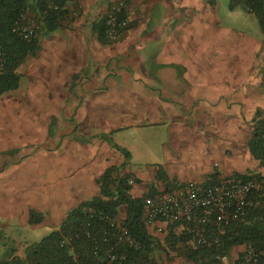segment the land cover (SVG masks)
<instances>
[{"label": "crops", "instance_id": "obj_1", "mask_svg": "<svg viewBox=\"0 0 264 264\" xmlns=\"http://www.w3.org/2000/svg\"><path fill=\"white\" fill-rule=\"evenodd\" d=\"M116 1L119 0L69 2L65 25L46 32V37L40 39L37 75L43 83L55 85L54 99L68 100L69 108L79 116L101 117V126H108L107 118L111 117L118 122L123 114L146 117L141 123L169 124L179 135L171 158L175 164L160 167L155 178L135 176L122 167L125 154L106 141L101 146L107 159H89L93 170L99 168L95 175L76 172L75 164L80 159H54V170L63 162L72 169L61 173L66 180L56 188L54 204L44 208V219L57 221L53 230L82 201L100 194L97 179L112 166L130 176L133 197L169 191L189 181L207 183L214 175H264V167L248 147L255 113L259 108L264 110V45L247 43V35L241 34L246 38H241L240 46L231 41L216 46L215 58H208L204 29H198L191 41L192 30L163 26L166 15L177 11L179 3L191 0H123V16L129 27L118 41L112 42L104 21ZM189 52L196 58L190 59ZM254 68H262V72L255 73ZM119 108L123 111L117 112ZM178 159H183L184 164ZM48 165L49 161L44 162V168L50 170ZM160 170L167 174L169 182L159 178ZM29 213L30 210L26 222ZM120 216L124 220L126 210L122 215L121 208ZM170 227L176 234L185 230L179 225L164 226L162 230L159 225L147 228L163 242ZM246 251V245L234 247L227 264H238Z\"/></svg>", "mask_w": 264, "mask_h": 264}, {"label": "rangeland", "instance_id": "obj_2", "mask_svg": "<svg viewBox=\"0 0 264 264\" xmlns=\"http://www.w3.org/2000/svg\"><path fill=\"white\" fill-rule=\"evenodd\" d=\"M195 1L179 3L177 11L166 15L163 26L192 30L191 41L198 29H204L208 58H215L216 46L230 41L240 46L241 38L245 37L241 34L247 35V43L264 45V30L258 16L244 6L232 8L231 0ZM28 16L34 18L31 14ZM45 33L42 30L39 39L45 38ZM187 55L190 59L196 58L191 52ZM258 55L260 59L261 54ZM37 63L38 58H29L20 68L19 88L0 96V259H9L13 255L25 258L29 245L41 241L53 231L55 219H44L42 223L33 225L26 222L25 217L32 208L46 216L45 206L54 204L56 188L66 180L61 173L66 174L65 169H72L63 162L54 170V159H80L75 164L76 172L95 175L99 168L96 165L93 170L89 159H107L101 146L102 141H106L129 151L126 167L128 173L135 176L155 178L160 167L175 164L171 158L175 156L174 142L179 135L169 124L141 123L146 117L123 114L118 122L112 119L114 117L104 116L108 119V126H101V117L79 116L69 108L68 100L54 99L55 85L45 84L38 77ZM254 71L262 72V68H254ZM116 111H123V108ZM122 123L125 125L121 126ZM117 124L120 125L115 129ZM112 154L116 156L118 152ZM121 154L124 155L123 152ZM178 160L184 164L183 159ZM48 161L50 170L44 168V162ZM54 171L58 178L54 177ZM116 175L125 174L119 169ZM125 210L122 207V215ZM118 221L123 222L121 216ZM156 257L160 264H188L173 251L157 250Z\"/></svg>", "mask_w": 264, "mask_h": 264}, {"label": "trees", "instance_id": "obj_3", "mask_svg": "<svg viewBox=\"0 0 264 264\" xmlns=\"http://www.w3.org/2000/svg\"><path fill=\"white\" fill-rule=\"evenodd\" d=\"M69 2L70 0H0V53L3 56V61L0 62V96L19 88L22 77L21 66L29 58H38L41 51L39 33L42 30L51 32L65 25L69 19ZM237 6H244L249 12L256 14L264 30V0H231V7ZM28 14L36 19L40 27L29 40L13 30L15 23L23 15ZM113 146L123 152L127 159L130 158L127 149L117 144ZM248 147L255 160L264 167L263 109L259 108L255 113ZM125 166L126 162L122 167ZM116 173L117 167L107 168L97 179L100 194L82 201L67 214L57 229L41 241L29 245L25 258L13 255L9 259H0V264H71L70 249L62 244L65 238L70 237L74 238L75 245L82 253L83 261L92 260L94 258L93 244L88 234L96 236L100 248L104 249L106 243L100 238L108 228L105 218L118 220L123 206L126 207L123 224L137 243L136 247H125L120 250L127 254L124 264H160L156 257L157 250L176 252L185 260L195 264H224L216 254L229 255L234 247L240 245L254 248L260 254V264H264V175L262 173L230 176L240 180H253L257 183V189L253 195L255 205L245 216L232 221L227 226L215 228L213 232L220 238V249L195 247L188 231L176 234L173 227H170L164 242L152 235L144 223L143 216L144 200L153 193L143 197H133L130 176L121 177ZM159 178L169 182L163 170H160ZM219 178V175H214L207 183H215ZM44 218L43 213L35 209L30 210V224L42 223ZM1 240L0 226V243ZM245 255L246 253L241 256L238 264L244 261Z\"/></svg>", "mask_w": 264, "mask_h": 264}, {"label": "built area", "instance_id": "obj_4", "mask_svg": "<svg viewBox=\"0 0 264 264\" xmlns=\"http://www.w3.org/2000/svg\"><path fill=\"white\" fill-rule=\"evenodd\" d=\"M76 3L77 0H70ZM125 2H113L106 17V33L110 41H118L129 27L123 16ZM35 18L23 15L15 23L13 30L29 40L39 30ZM3 56L0 53V62ZM257 183L253 180H240L234 177H220L215 183L189 181L179 184L169 191L149 195L144 200V223L147 227L159 225L161 230L172 225L184 227L192 237L195 247H214L220 249L221 241L214 235L217 227L227 226L232 221L246 215L255 205L253 195ZM103 217V216H101ZM108 228L101 236L106 246L101 249L96 236L91 239L92 260L83 261L82 253L75 245L73 237L65 238L63 245L70 249L71 264H124L127 254L120 251L125 247H136L137 243L123 222L105 218ZM217 258L227 264L228 255L217 253ZM260 254L254 248H247L244 264H260Z\"/></svg>", "mask_w": 264, "mask_h": 264}]
</instances>
